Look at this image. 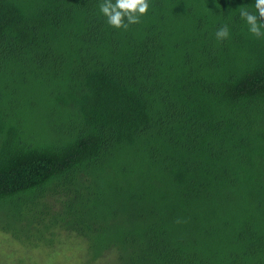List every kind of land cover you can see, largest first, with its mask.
<instances>
[{
  "label": "trees",
  "instance_id": "1",
  "mask_svg": "<svg viewBox=\"0 0 264 264\" xmlns=\"http://www.w3.org/2000/svg\"><path fill=\"white\" fill-rule=\"evenodd\" d=\"M99 2L0 0V231L74 235L84 264H264L254 0H151L127 29Z\"/></svg>",
  "mask_w": 264,
  "mask_h": 264
},
{
  "label": "rangeland",
  "instance_id": "2",
  "mask_svg": "<svg viewBox=\"0 0 264 264\" xmlns=\"http://www.w3.org/2000/svg\"><path fill=\"white\" fill-rule=\"evenodd\" d=\"M85 245L74 235L62 232L52 247L26 246L0 231V264H84ZM105 254L90 264H109Z\"/></svg>",
  "mask_w": 264,
  "mask_h": 264
},
{
  "label": "clouds",
  "instance_id": "3",
  "mask_svg": "<svg viewBox=\"0 0 264 264\" xmlns=\"http://www.w3.org/2000/svg\"><path fill=\"white\" fill-rule=\"evenodd\" d=\"M151 0H100L98 9L105 22L115 28L127 29L130 24L137 23L147 12ZM250 10L247 6L239 8V16L243 19L248 33L264 38V0H254ZM229 36V26L221 24L215 30L217 40Z\"/></svg>",
  "mask_w": 264,
  "mask_h": 264
}]
</instances>
